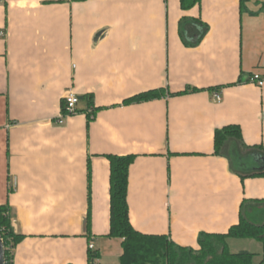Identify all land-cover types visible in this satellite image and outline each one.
<instances>
[{
	"label": "crops",
	"instance_id": "crops-1",
	"mask_svg": "<svg viewBox=\"0 0 264 264\" xmlns=\"http://www.w3.org/2000/svg\"><path fill=\"white\" fill-rule=\"evenodd\" d=\"M184 19L189 42L202 32L194 21L208 27L197 45L185 43ZM256 73L264 0L243 10L240 0L188 10L180 0H0V205L24 235L14 264H87L90 252L120 263L110 155H136L128 203L138 231L194 248L201 232H228L244 200L264 199V176L232 172L215 133L238 125L246 145L264 147ZM155 89L164 94L126 103ZM70 90L77 112L59 124ZM235 240L259 242L229 238L230 250Z\"/></svg>",
	"mask_w": 264,
	"mask_h": 264
},
{
	"label": "trees",
	"instance_id": "trees-1",
	"mask_svg": "<svg viewBox=\"0 0 264 264\" xmlns=\"http://www.w3.org/2000/svg\"><path fill=\"white\" fill-rule=\"evenodd\" d=\"M86 1V0H73ZM241 9L246 8L249 0H240ZM181 7L188 10L201 0H180ZM181 23V34L187 45H197L208 27L201 21L194 23L202 27L197 41L189 42ZM163 89L149 90L126 100L135 103L159 98ZM216 154L225 156L232 172L241 178L264 176V147L248 146L238 125H228L216 130ZM136 155H110L111 178V226L109 236L122 239L123 253L119 264H254L255 254L249 251L231 252L229 238L254 239L264 244V199H246L240 207L238 224L230 227L226 233L201 232L198 247L182 246L169 236L146 234L138 231L130 221L128 203L130 166ZM0 233L6 249V264H14L15 249L24 239L14 231L8 204L0 205ZM96 252H90L87 264H98ZM260 264H264V259Z\"/></svg>",
	"mask_w": 264,
	"mask_h": 264
},
{
	"label": "built area",
	"instance_id": "built-area-1",
	"mask_svg": "<svg viewBox=\"0 0 264 264\" xmlns=\"http://www.w3.org/2000/svg\"><path fill=\"white\" fill-rule=\"evenodd\" d=\"M251 82L258 84L259 86L264 85V77L260 74H254L251 79ZM213 98L216 102H220L222 100V95L219 92H215L213 94ZM79 103V96L72 90L67 91L63 97V112L58 117V123L64 124L67 117L75 114L77 112V105ZM94 245H90V249H93Z\"/></svg>",
	"mask_w": 264,
	"mask_h": 264
},
{
	"label": "rangeland",
	"instance_id": "rangeland-1",
	"mask_svg": "<svg viewBox=\"0 0 264 264\" xmlns=\"http://www.w3.org/2000/svg\"><path fill=\"white\" fill-rule=\"evenodd\" d=\"M235 241H238L236 243H237V245L239 247L238 246H234L235 244L232 242V244H231V252H233V253H237V252L233 251V250L236 249V247H238V248H242L243 247V248H249L248 250H251V252H254V253L255 252H261L260 254H263V252H262L263 249H262V251H260L261 250V247L263 246V244H260L261 245L260 246V249L258 248V246H256V244L259 245L258 244L259 242L254 241V242H251L253 244L250 245L248 241H239V240H235ZM256 264H258V260H256Z\"/></svg>",
	"mask_w": 264,
	"mask_h": 264
},
{
	"label": "water",
	"instance_id": "water-1",
	"mask_svg": "<svg viewBox=\"0 0 264 264\" xmlns=\"http://www.w3.org/2000/svg\"><path fill=\"white\" fill-rule=\"evenodd\" d=\"M0 264H6V249L0 233Z\"/></svg>",
	"mask_w": 264,
	"mask_h": 264
}]
</instances>
